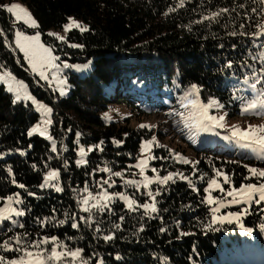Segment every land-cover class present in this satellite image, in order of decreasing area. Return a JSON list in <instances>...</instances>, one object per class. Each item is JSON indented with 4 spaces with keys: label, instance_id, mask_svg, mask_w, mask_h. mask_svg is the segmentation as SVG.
Segmentation results:
<instances>
[{
    "label": "trees",
    "instance_id": "16d2710c",
    "mask_svg": "<svg viewBox=\"0 0 264 264\" xmlns=\"http://www.w3.org/2000/svg\"><path fill=\"white\" fill-rule=\"evenodd\" d=\"M6 1L0 0V5ZM22 1L32 10L45 41L57 52L70 55L73 61L92 60L93 69L85 76L71 73L69 94L56 99V93L29 71L12 45L14 20L0 7V67L25 80L37 98L53 106L51 134L56 146V151H52L53 144L46 138L28 136L39 113L32 104L15 101L0 83V206L8 196L20 192L25 213L15 219L17 224L11 220L1 223L0 243L27 233L29 241L54 236L58 243L83 249L82 255L89 264H220L224 256L221 232L226 227H204L211 217L210 206L201 203L204 186L216 170L228 174L236 187L257 183L244 167L256 162L249 152L218 145L200 146L195 167H177L170 158L156 161L163 176L173 169L184 170L182 174L192 184L179 176L166 185L158 184V212L150 216L140 209L130 211L123 201L114 199L109 205L111 212L92 210L93 222L89 226L80 219L90 215L82 211L80 201L87 196L85 188L93 195L122 189L121 183L109 187L103 181L110 177V183L114 178L119 180L111 173L135 161L142 141L153 135L147 127H131L129 117L107 120L102 112L108 106L126 104L139 118L152 114L153 108L171 109L166 118L175 117L173 105L179 100L176 94L189 90L193 84L199 87L203 102L215 97L225 103L228 98L227 104L235 109L245 100L240 98L248 96L250 87L227 78H252L253 70L258 73L264 66L259 59V53L264 52V36L250 35L258 30L257 23H264L258 0H184L183 7H179L180 0ZM222 8L229 11L218 18V23H195ZM253 8L257 11L253 12ZM70 16L81 19L88 29L70 30L68 41L78 43V48L47 34L50 28L61 27ZM233 31L247 34L230 35ZM229 62L231 68L227 67ZM226 79L238 84L229 97ZM81 145L84 150L92 146L84 157L79 155ZM159 151L170 156L164 147L157 146L155 152ZM81 159L85 163L78 165ZM106 167L111 172L103 171ZM51 170L59 173L56 184L63 191L41 187ZM21 184L23 188L19 187ZM143 194L140 197L145 199ZM262 212L248 215L245 224L264 223L259 218ZM61 220L65 223L59 224ZM41 221L50 222L41 225ZM73 223L79 227L73 228ZM116 224L120 227L116 228ZM181 232L192 234L182 236ZM105 235H112L113 239L106 241ZM3 253L10 258L19 255ZM258 258L263 260L264 256Z\"/></svg>",
    "mask_w": 264,
    "mask_h": 264
},
{
    "label": "snow or ice",
    "instance_id": "6c2138e0",
    "mask_svg": "<svg viewBox=\"0 0 264 264\" xmlns=\"http://www.w3.org/2000/svg\"><path fill=\"white\" fill-rule=\"evenodd\" d=\"M258 3L261 5L260 11L264 13V0H258ZM184 6V0H180L179 7ZM0 7L6 9V11L14 17L15 22L22 21L24 24H27L33 28L38 27L36 20L32 17L30 11L21 6L19 3H10L6 5H0ZM243 7V5H240ZM175 9H170L169 11H174ZM234 10V9H233ZM229 9L222 8L218 11L212 12L210 15H205L202 17L201 20L195 21V23H202L203 21H210V22H219V17H221L224 13H227ZM253 12H256L257 9L253 8ZM241 28L244 27L243 24L240 25ZM257 31L251 33L250 35L254 37H261L264 36V23H257L256 24ZM72 28H78L81 32L87 31V27L81 25L75 19L70 18V22L64 26V31L67 32ZM230 35H246L247 33L240 32L237 33L233 31L229 33ZM0 35H3V32L0 31ZM49 35L56 36L57 39L64 40V36H60L56 33H49ZM15 43L17 48L20 49L28 59L29 64L31 65L32 71L37 72L42 79H48L44 69L45 68H58L59 66L55 63L59 57L53 55V49L50 47H45L44 44L40 42V35L37 33L33 36L24 35L21 31L15 32ZM71 47H81L80 45L73 44ZM264 47V45H262ZM259 59L261 60L262 65H264V52L259 53ZM68 65H65L67 67ZM227 67L231 68L232 63L229 62ZM251 67V66H249ZM0 80H5L8 83V90L15 91L17 93L15 99L18 101L21 99L20 90L23 88L22 82H16L15 77L11 75V73H6L5 76H0ZM264 81V66H262L258 73L257 70H253V82L249 84V79L246 77L244 80L245 84H249L250 89L253 92V96L251 99H247L246 103L243 104L242 113H251L255 115H264V86L257 88L258 84H261ZM13 82L16 83V87H13ZM61 84L64 81L60 82ZM61 94L63 95L64 92L61 90ZM199 88L197 85L193 84L191 86L190 92L188 94L187 103L183 106L185 108L189 107V105L198 111L199 116L202 118L200 124H203V121L206 120L209 122L207 125H203L205 131H211L214 128L225 127L224 120L225 115L211 116L208 115V109L212 107L216 108H223L222 104H219L218 101L212 100L208 104H203L199 101L198 98ZM27 99L32 100L31 96H27ZM241 100L245 98L241 97ZM45 113H50L51 109L46 108L44 105L39 106ZM183 118V113H178ZM186 119V118H185ZM45 125L51 124V120H45ZM188 126L187 123L185 125ZM140 127H148L147 125H140ZM47 129L45 128L43 131L39 126L32 128L28 135L31 136L33 133L40 132L41 135H45ZM226 140H235L237 143H240L242 147L250 149L256 156L262 160H264V125L260 126H253L249 125L247 129H241L237 126H232L230 136L224 137ZM48 139H52L51 136ZM116 143H120L117 141ZM155 143V137L152 140L145 141L142 145V152H150L151 145ZM52 151H56L55 143H53ZM91 151V149H89ZM79 155L84 157L86 155L85 150L83 148L80 149ZM153 157L149 156L147 159H141L135 165L136 168L139 169V174L143 177L142 180L138 181L135 179H128L124 180L126 185L135 186L137 189L141 185L145 189L149 188V185L153 183H158L159 185H166L169 181H173L174 175L179 176L180 179L188 180L189 184H192V181L189 180L187 176H184L182 173L176 174H168L167 176L160 177L156 176L155 178H150L145 175V169L148 167V160L152 159ZM184 163H190L188 160H184ZM85 161L83 159L78 160L77 164H83ZM198 163V162H196ZM247 168V171L250 173L251 177H255L259 183H246L241 184L239 188L231 187L229 189H225L224 185L230 184L231 179L230 176L224 173L221 170L215 171V176L207 180V187L204 189V192L207 194L201 200V203L207 204L209 206L215 205L214 207L210 208L211 217L210 222L204 225L207 229H214L215 225H223L225 223H233L236 222L244 232L251 233L253 231L252 228L244 227L243 223L241 222V217L249 213V207L252 204L261 205L264 203V169L257 168V167H250L248 165H244ZM11 171V170H9ZM103 171L111 172V169L104 168ZM153 172H156V169H152ZM111 175L122 177V173L114 172ZM59 173L57 171H49L45 176V184H42L41 187H45L48 182L56 181L58 179ZM222 177L223 182L221 183L220 178ZM111 177L109 178V180ZM203 179V177H201ZM245 179H248L247 177ZM109 180H104L103 184H107L109 187L115 183L112 181L111 183ZM14 182V181H13ZM57 192L63 191V189L58 185H53ZM19 187L23 188L24 185L21 184ZM103 187V185H101ZM195 190V189H194ZM219 191L223 194V197H214L212 193L214 191ZM87 192V196H85L81 201L80 204L82 205V211L85 213H89L88 217H81L80 219L85 223H88L89 226L92 224V210L96 209L97 211L103 213L106 210L111 212V208L109 207L110 203L115 199L118 198L125 202L126 207L130 211H136L140 208L144 210L145 215H151L158 212L157 208V199L156 197L160 195V191L157 190L155 193L151 190L147 192V196L150 198L151 202H146L143 204H138L135 199L130 198L128 195L124 193H114L109 194L106 190L101 191L97 195H93L91 192H88L87 188L84 189ZM29 195H34L33 193H29ZM226 197H231V200H227L225 202ZM94 201V203H90ZM13 197H7V204L4 208H0V222L12 220V215L14 214L17 217L23 216L25 213L22 210H17L16 208L12 207ZM16 203H20L19 199H16ZM247 205L240 211L237 212H227L221 214V209L226 208L230 205ZM264 211V209H261ZM71 218V217H69ZM121 220L124 217H120ZM46 222L50 221H41V225L45 224ZM13 224H17L18 222L12 220ZM65 221H59V224H64ZM19 227H24L23 224H19ZM73 228L79 227L77 223L72 224ZM116 228H119L120 225L116 224ZM261 231H264V223L260 225ZM143 231V228L140 229ZM11 231V229H9ZM99 231V228L96 229ZM164 231V229H161ZM192 233H185L181 232V235H191ZM28 234L24 233L22 235L18 234L15 236H11L8 239L3 240L0 243V250L3 252H16L19 253L18 256L8 259L4 255H0V264H89V260L85 259L82 255L83 249L76 248L72 249L68 247L66 244L58 243L56 237H40L36 240L29 241L27 239ZM104 240H111L113 239L112 235H105L103 237ZM51 244V248L45 247L46 245ZM102 264V262H100Z\"/></svg>",
    "mask_w": 264,
    "mask_h": 264
},
{
    "label": "rangeland",
    "instance_id": "374dc122",
    "mask_svg": "<svg viewBox=\"0 0 264 264\" xmlns=\"http://www.w3.org/2000/svg\"><path fill=\"white\" fill-rule=\"evenodd\" d=\"M10 3H19L21 6L27 8L30 11L32 17L37 22V19L33 15L32 10L22 0H8L6 1L5 5L10 4ZM10 15L12 16V14ZM70 18L75 19L77 22L83 25V21L81 19L75 16H70L68 21L64 23L61 27H52L48 30L47 34L49 35V33H56L60 36H64L65 39L60 40V39H57L56 36L49 35L52 38L57 39L58 41H67L68 45L71 47V45L73 44H76V45H79V44L68 41V34L70 30L67 32L64 31V26L70 22ZM12 19L14 20L13 16H12ZM14 24H15V29H14L13 39H12V45L22 55L29 71L36 78H38V80L41 81L46 87L51 88V90L54 93H56V99H62L69 94L70 86H71L70 85L71 73L77 74L79 76H85L92 72V69H93L92 60L73 61L70 55L69 57H67V55L57 52L51 43L45 41L43 34L41 33L40 30H38V27L33 28L27 24H24L22 21L15 22V20H14ZM19 25H23L24 28H20ZM37 25H38V22H37ZM16 31H21L24 33V35H27V36H33L39 33L40 42L44 44L45 47L52 48L53 55L59 57V59L55 61V63L59 66L58 68H45L44 69L48 79H42L37 72L32 71V68L28 62V59L25 57L24 53L20 51V49L17 48L16 46V43H15V39H16L15 32ZM73 48H78V47H73ZM65 65H68V66L65 67ZM6 73H11V72L0 67V76H5ZM11 75L15 77L16 82L23 83V88H21L20 93H19L21 96V99L18 101H23V102L32 104L34 110L39 113V119L30 127L28 132L32 128L37 127V126H39L42 131L46 128L47 131L45 135H41L40 132H36V133H33L31 136H34L36 134L40 135L46 138L48 141H50L53 144L54 138L51 134V125L53 123V111H54L53 106L45 102L44 100L37 98V96L32 93V91L29 88L30 87L29 84L25 80L17 78L13 73H11ZM247 78L249 79V84H251L253 82V77L252 78L247 77ZM244 80L245 78L242 79L243 84H245ZM61 81H64V83L61 84L60 83ZM0 83L5 86L7 91H9L8 83H6L5 80H0ZM224 84L229 85L231 87L229 91H232V89L235 88L236 85H238L237 83H234L231 81H226ZM262 86H264V81H262L261 84H258L257 88H260ZM13 87L14 88L16 87L15 82H13ZM190 89L187 91L186 90L178 91L179 93L176 94L179 97L178 98L179 100L177 101L176 104L173 105V110L175 111L174 112L175 117L170 116L169 118H166V116H169L167 112L170 111L171 109H167L165 111L154 112L156 109L153 108L151 110L152 114L144 115V117L139 118L136 116L135 112L131 110V108L128 107L126 104H113V105L108 106V108L102 112V115L107 120L124 119L125 117H129L130 118L129 125L131 127L147 125L148 126L147 128L153 132V135L151 137L146 138L142 141L137 159L133 162H130L127 168L116 171V172L122 173L123 178L116 176V178L121 181L116 180L114 178L113 179L115 182L114 185H116L117 183H121L123 185L122 189H117V190L114 189V190H111V192L108 191L109 194L124 193L128 195L130 198L135 199L138 204L151 202L150 198L147 196V192L151 190L155 193L157 191L158 183H153L149 185L148 189H145L143 185H141L139 189H137L135 186L126 185L124 183V180H128V179H135L138 181L143 179V177L139 174V169L135 167V165H137L139 160L147 159L149 156L153 157L152 159L148 160V167L145 169V175H147L150 178H155L158 175L162 178L164 176L160 174L159 169L155 163L156 161L170 158L175 163V165H177V167H182L183 165L195 167L197 165L196 162H199L197 148L200 146L218 145V146H221L222 148H226L230 150L237 149V150L249 152L250 154L254 156L256 160V162L250 165V167H257V168L264 169V160L258 158L256 154L253 153L250 149L242 147V145L240 143H237L235 140H226L224 138L225 136H230L232 126H237V127H240L241 129H247L249 125H253V126L264 125V115L242 113L243 104L246 103L247 100L244 103H242L240 107H238L239 110L235 113L234 107L230 103L227 104V101L224 103L215 97H210L207 99L206 102H203L200 97V94H198L199 101L203 104H208L210 101L216 100L219 102V104L223 105V108H216V107L209 108L208 115L219 117L221 115L226 114L225 120H224L225 127L223 128L217 127L211 131H205L203 128V125H207L209 124V122L204 120L203 124H200V121L202 120V118L199 116L198 111L193 109L190 105L187 108L183 106L184 104L187 103L186 97H188V94H189L188 91H190ZM61 90H63L64 92L63 95L61 94ZM11 93L13 94L14 100L17 101L15 99L17 93L15 91H11ZM249 93H252L248 98V99H251L253 96V92L251 91ZM27 96H31L33 99L29 100L27 99ZM40 105H44L46 108H50L51 112L45 113L43 109L39 107ZM178 113H183V118L180 115H178ZM45 120H51V124L45 125L44 124ZM186 123L188 125L187 127L185 126ZM159 131H161L163 134L162 135L158 134ZM49 136H51L52 139H48ZM153 137H155V143L151 145L150 152H142V145L145 143V141L152 140ZM82 146L83 145L80 146V149L82 148ZM157 146L164 147V149L169 150L170 156H167V153L163 154L161 151H159L157 154L155 152V148H157ZM89 149L92 150V146H89L85 151L87 152L89 151ZM185 159L190 161V163H187V164L184 163L183 161ZM153 168L156 169V172L152 171ZM51 171H54V170H51ZM183 171L184 170L179 171L177 169H173L170 173L172 174L183 173ZM214 176L215 174L211 178H213ZM197 180L199 182L202 179H197ZM220 180L222 183L223 182L222 177L220 178ZM249 183H256V182H249ZM257 183H259V181ZM42 184H45V178L43 179ZM53 185H56V181L48 182V184L45 187H54ZM233 186L234 185L232 181L230 184L224 185L225 189H229ZM206 187H207V183L204 186V189ZM136 190H138V192H136ZM142 190H144V194ZM141 194L145 196V199H142L140 197ZM206 195L207 194L205 193L204 196ZM212 195L214 197H223V194L220 193L218 190L214 191ZM12 197H13L12 207L16 208L17 210L23 211L21 207V203H22L21 193L17 192L15 195H12ZM16 199H19L20 203H16ZM115 199H118V198H115ZM224 199H225V202H227V200H231V197H226ZM6 204H7V198L5 202L0 206V208H4ZM214 206L215 205H212L210 206V208ZM244 207H247V205H243V204L230 205L226 208L221 209V214H224L227 212H237L243 209ZM261 209H264V203H262L261 205L252 204L249 207L250 214H247L241 217V222L243 223L244 227L253 229L251 233L244 232L242 228L236 222L225 223L223 225H215L218 229L226 227V229L225 230L223 229V231L221 232L222 238H223L222 252L224 256L220 260V264H237L238 261L242 262L243 259H245L244 257H250L254 254L261 256V257L264 256V231H261L260 229L261 224L254 226V225H247L244 222V219L248 215H251L253 213H259ZM140 210H143V209L140 208ZM16 218L18 217L13 214L12 220H15ZM259 218L262 220L264 219V211L260 214ZM1 223L2 222H0V225ZM0 255H4L2 250H0ZM6 257L8 259H12L9 256H6ZM253 264H259V263L254 262ZM261 264H264V263H261Z\"/></svg>",
    "mask_w": 264,
    "mask_h": 264
},
{
    "label": "clouds",
    "instance_id": "9594fccd",
    "mask_svg": "<svg viewBox=\"0 0 264 264\" xmlns=\"http://www.w3.org/2000/svg\"><path fill=\"white\" fill-rule=\"evenodd\" d=\"M225 83V82H224ZM229 95H230V91L228 92V97H229ZM228 99V98H227ZM227 99H226V101H227ZM225 101V102H226ZM235 109H237V111H238V106L235 108ZM237 111H235V113L237 112Z\"/></svg>",
    "mask_w": 264,
    "mask_h": 264
},
{
    "label": "bare ground",
    "instance_id": "6f19581e",
    "mask_svg": "<svg viewBox=\"0 0 264 264\" xmlns=\"http://www.w3.org/2000/svg\"><path fill=\"white\" fill-rule=\"evenodd\" d=\"M154 112H158V111H154ZM255 261H253V263H254ZM253 263H251V264H253ZM258 263V262H257ZM259 264H261V263H259Z\"/></svg>",
    "mask_w": 264,
    "mask_h": 264
},
{
    "label": "water",
    "instance_id": "95a60500",
    "mask_svg": "<svg viewBox=\"0 0 264 264\" xmlns=\"http://www.w3.org/2000/svg\"><path fill=\"white\" fill-rule=\"evenodd\" d=\"M4 38H5V36H4Z\"/></svg>",
    "mask_w": 264,
    "mask_h": 264
},
{
    "label": "crops",
    "instance_id": "0c3cea01",
    "mask_svg": "<svg viewBox=\"0 0 264 264\" xmlns=\"http://www.w3.org/2000/svg\"><path fill=\"white\" fill-rule=\"evenodd\" d=\"M188 177V176H187Z\"/></svg>",
    "mask_w": 264,
    "mask_h": 264
}]
</instances>
